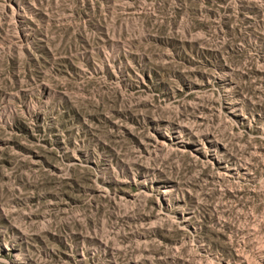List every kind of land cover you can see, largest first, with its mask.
Returning <instances> with one entry per match:
<instances>
[{"label":"rangeland","instance_id":"1","mask_svg":"<svg viewBox=\"0 0 264 264\" xmlns=\"http://www.w3.org/2000/svg\"><path fill=\"white\" fill-rule=\"evenodd\" d=\"M0 264H264V0H0Z\"/></svg>","mask_w":264,"mask_h":264}]
</instances>
